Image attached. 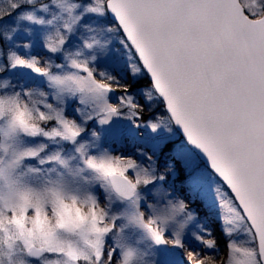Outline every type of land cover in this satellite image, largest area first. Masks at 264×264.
Returning a JSON list of instances; mask_svg holds the SVG:
<instances>
[{
	"label": "snow or ice",
	"instance_id": "1",
	"mask_svg": "<svg viewBox=\"0 0 264 264\" xmlns=\"http://www.w3.org/2000/svg\"><path fill=\"white\" fill-rule=\"evenodd\" d=\"M0 264H264V0H0Z\"/></svg>",
	"mask_w": 264,
	"mask_h": 264
},
{
	"label": "rangeland",
	"instance_id": "2",
	"mask_svg": "<svg viewBox=\"0 0 264 264\" xmlns=\"http://www.w3.org/2000/svg\"><path fill=\"white\" fill-rule=\"evenodd\" d=\"M209 226H213V225L210 223Z\"/></svg>",
	"mask_w": 264,
	"mask_h": 264
}]
</instances>
